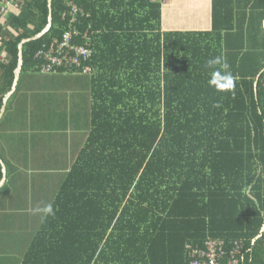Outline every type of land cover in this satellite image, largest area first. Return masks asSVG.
<instances>
[{
	"label": "trees",
	"instance_id": "obj_1",
	"mask_svg": "<svg viewBox=\"0 0 264 264\" xmlns=\"http://www.w3.org/2000/svg\"><path fill=\"white\" fill-rule=\"evenodd\" d=\"M70 3L84 13L73 42L88 31L92 74L46 72L37 57L68 30ZM165 3L53 0L51 29L24 44L22 71L92 85L89 133L20 264H189L187 245L208 238L264 264V0H211L206 30L166 25ZM49 14L48 0H25L0 15V112L19 43ZM217 56L232 90L208 84Z\"/></svg>",
	"mask_w": 264,
	"mask_h": 264
},
{
	"label": "crops",
	"instance_id": "obj_2",
	"mask_svg": "<svg viewBox=\"0 0 264 264\" xmlns=\"http://www.w3.org/2000/svg\"><path fill=\"white\" fill-rule=\"evenodd\" d=\"M15 5L6 12L0 10V15L8 14ZM210 5L211 0H167L164 21L175 28L185 24L206 30ZM6 56L7 50L0 48V61ZM7 80L0 67L2 87ZM91 85L89 76L78 73L21 71L15 90L7 97L11 88L3 98L6 108L0 119V158L6 175L3 173L4 181H0V264L12 261L9 249L22 243L25 235L28 240L24 244L29 247L45 218L36 209L52 204L86 140L91 128ZM86 114L89 125L81 124ZM53 159L57 162H48ZM25 219L36 221L27 225Z\"/></svg>",
	"mask_w": 264,
	"mask_h": 264
},
{
	"label": "built area",
	"instance_id": "obj_3",
	"mask_svg": "<svg viewBox=\"0 0 264 264\" xmlns=\"http://www.w3.org/2000/svg\"><path fill=\"white\" fill-rule=\"evenodd\" d=\"M25 0H0V10L6 12L13 4L23 3ZM153 2L165 3L166 0H151ZM84 14L77 4L70 3L69 10L65 14L69 18V28L66 30L61 40L54 42L45 49H40L37 57L41 58L44 63L43 71L49 72L58 67L66 69H79L82 74H92L91 66L82 67L83 63L92 56V49L87 47V42L91 41L88 31L84 32L86 45L75 44L74 37L82 35L77 26L79 15ZM244 244L235 242L231 249L225 248V241L221 239L208 238L203 245H187L189 264H244L243 253Z\"/></svg>",
	"mask_w": 264,
	"mask_h": 264
},
{
	"label": "clouds",
	"instance_id": "obj_4",
	"mask_svg": "<svg viewBox=\"0 0 264 264\" xmlns=\"http://www.w3.org/2000/svg\"><path fill=\"white\" fill-rule=\"evenodd\" d=\"M220 65L224 69H228V65L223 62L222 58L217 56L215 58L209 59L207 61L206 67L211 69V77L208 80L210 87L215 88L217 91H229L235 87V77L231 71H221L217 66ZM37 212L43 213L45 216H54L55 212L53 210L52 204H46L43 207H38Z\"/></svg>",
	"mask_w": 264,
	"mask_h": 264
},
{
	"label": "water",
	"instance_id": "obj_5",
	"mask_svg": "<svg viewBox=\"0 0 264 264\" xmlns=\"http://www.w3.org/2000/svg\"><path fill=\"white\" fill-rule=\"evenodd\" d=\"M49 2V7H50V14H49V21H48V24L46 25V27L40 31L39 33L31 36V37H28V38H24L21 43L19 44V60H18V66L15 70V79H14V84H13V87H12V90L10 93H8L6 96L9 97L10 94L15 90L16 88V85L18 83V80H19V76H20V73L22 71V68H23V63H24V58H23V47H24V44L26 42H29V41H32V40H37V39H40L44 34H46L52 27V22H53V16H52V2L53 0H48ZM7 97L5 99V101L7 100ZM5 108H6V104L3 105L2 109H1V112H0V119L2 118L3 116V112L5 111ZM0 162L1 164L3 165V173L4 175H6V167L3 163V161L1 160L0 158ZM3 181H4V178H3ZM262 231H264V226L262 228ZM261 236V235H260ZM258 238V237H257Z\"/></svg>",
	"mask_w": 264,
	"mask_h": 264
},
{
	"label": "rangeland",
	"instance_id": "obj_6",
	"mask_svg": "<svg viewBox=\"0 0 264 264\" xmlns=\"http://www.w3.org/2000/svg\"><path fill=\"white\" fill-rule=\"evenodd\" d=\"M88 118H89V114H86V118H82L81 119V124L85 123L86 125H89ZM80 128H82V127H80ZM48 162L55 163L57 161H56V159H53V160H49ZM48 162H47V164H49ZM58 162H60V160H58ZM54 188H55V185H54ZM53 190H55V189H53ZM53 192H55V191H53ZM25 221H26L27 225H30L32 223H35L36 219H31V220L30 219H25ZM40 225H41V223H40ZM40 225L38 226V229H39ZM17 230H20V229H14V232L17 231ZM37 230H36V232H37ZM27 240H28V235H25L23 237V242L22 243L16 244L15 247H14V250L12 248L9 249V252H10L9 254L12 255V253H13V255H14V256L11 257L12 261H9V264H20V261H21V259L23 257V254H25V251H26V249L28 247L27 245L24 244V242L27 241ZM4 251H8V249H6Z\"/></svg>",
	"mask_w": 264,
	"mask_h": 264
}]
</instances>
